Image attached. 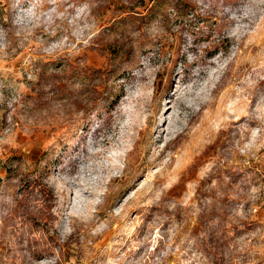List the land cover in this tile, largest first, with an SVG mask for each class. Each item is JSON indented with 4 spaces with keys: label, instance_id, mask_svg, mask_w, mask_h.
<instances>
[{
    "label": "rangeland",
    "instance_id": "1",
    "mask_svg": "<svg viewBox=\"0 0 264 264\" xmlns=\"http://www.w3.org/2000/svg\"><path fill=\"white\" fill-rule=\"evenodd\" d=\"M263 173L264 0H0V264H264Z\"/></svg>",
    "mask_w": 264,
    "mask_h": 264
},
{
    "label": "trees",
    "instance_id": "2",
    "mask_svg": "<svg viewBox=\"0 0 264 264\" xmlns=\"http://www.w3.org/2000/svg\"><path fill=\"white\" fill-rule=\"evenodd\" d=\"M226 39L229 41V37H226ZM173 77H174V75L173 74H171V76L169 77V79H170V82H169V85H168V88H166L163 92H162V94H160L158 97H156V100L154 101V103H153V116H154V118H156V117H158L159 115H160V113H161V111H162V103H163V100H164V98L167 96V95H169V90H170V87H171V85H172V82H173ZM223 82H225V80H223V79H221V81H219V83H218V85L215 87V89H214V91H213V95H212V99H211V101L207 104V106L208 105H214V104H216V102H217V100L218 99H222L223 98V95L227 92V91H229V90H233L232 88H230V87H228V88H226L224 91H222V92H220L219 94H218V88L220 87V86H222V84H223ZM221 89V88H220ZM247 93H248V89L246 88V86H244V90H243V96L245 97L246 95H247ZM245 99V98H244ZM200 114V113H199ZM198 114V115H199ZM197 115V116H198ZM196 117V116H195ZM194 117V118H195ZM245 119V121H246V123H247V121H248V116L247 117H245L244 118ZM152 123H153V121H152ZM153 125H155L156 126V124H154L153 123ZM188 129V126L184 129V131H182L181 133H179L176 137H175V139H173L171 142H169L168 144H167V147L169 146V145H173V144H178V142H179V137H182L183 135H184V132L186 131ZM155 130V129H154ZM234 130H236L234 127H233V125L231 124L229 127L228 126H224L222 129H220V131H219V133L217 134V138H216V140L214 141L215 142V144L216 143H218V141H219V139L222 137V135H224L225 134V136H226V139H225V142L226 143H229V144H231L232 143V131H234ZM241 131H242V135H241V137H240V141H241V143L246 139V137H247V124L246 125H244V127L241 129ZM227 132V133H226ZM192 135V134H191ZM147 140L145 139V138H143V137H141L138 141H137V144H136V147L134 148V151L132 152V153H130L129 154V157H128V161H131V163L130 164H133V163H138L141 159H142V157H143V155H144V153L146 152V145H145V142H146ZM214 142L212 143V146L214 145ZM220 144H221V146H225V143L224 142H220ZM228 151H229V153L230 154H235L236 155V153L237 152H231L229 149H228ZM163 152H164V150H163ZM238 155H239V157H245V156H241L239 153H237ZM133 162V163H132ZM119 192V191H118ZM113 194H115V193H113V191L111 192V193H108V195H107V197L108 198H110ZM163 199H168V198H172V196H169L168 195V193L167 192H165V194H163V197H162Z\"/></svg>",
    "mask_w": 264,
    "mask_h": 264
},
{
    "label": "built area",
    "instance_id": "3",
    "mask_svg": "<svg viewBox=\"0 0 264 264\" xmlns=\"http://www.w3.org/2000/svg\"><path fill=\"white\" fill-rule=\"evenodd\" d=\"M263 183H264V173H263Z\"/></svg>",
    "mask_w": 264,
    "mask_h": 264
}]
</instances>
